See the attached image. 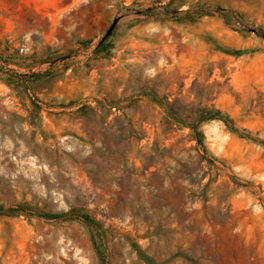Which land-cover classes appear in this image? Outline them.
<instances>
[{"label":"rangeland","instance_id":"1","mask_svg":"<svg viewBox=\"0 0 264 264\" xmlns=\"http://www.w3.org/2000/svg\"><path fill=\"white\" fill-rule=\"evenodd\" d=\"M259 30L264 0H0V264H264ZM166 101L233 122L199 152Z\"/></svg>","mask_w":264,"mask_h":264},{"label":"trees","instance_id":"2","mask_svg":"<svg viewBox=\"0 0 264 264\" xmlns=\"http://www.w3.org/2000/svg\"><path fill=\"white\" fill-rule=\"evenodd\" d=\"M259 34L264 36L262 30H259ZM161 104L166 110V117L170 123H177L180 126L190 128V130L192 131L193 139H196L199 142L195 147V149L199 152L202 151V149L207 151L203 143H201V134L199 133V128L203 123L212 120L225 121L227 124H231L233 122L232 119H224L220 111L211 106H194L191 109L177 110L174 108L175 102L172 103L170 101H166V103ZM7 212L8 211L5 206L0 204V217L6 216L8 214ZM45 217L49 219L83 220L88 223L92 222V219H90L89 216L82 214L81 211L76 209H73L66 214L46 213Z\"/></svg>","mask_w":264,"mask_h":264}]
</instances>
